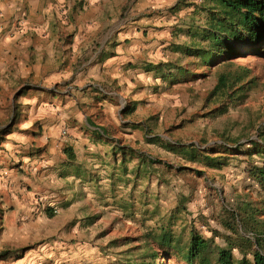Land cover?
Here are the masks:
<instances>
[{
    "label": "crops",
    "instance_id": "crops-1",
    "mask_svg": "<svg viewBox=\"0 0 264 264\" xmlns=\"http://www.w3.org/2000/svg\"><path fill=\"white\" fill-rule=\"evenodd\" d=\"M126 1L0 0V206L17 229L72 220L141 173V104L189 80L179 49L198 11L139 0L127 15Z\"/></svg>",
    "mask_w": 264,
    "mask_h": 264
},
{
    "label": "rangeland",
    "instance_id": "rangeland-1",
    "mask_svg": "<svg viewBox=\"0 0 264 264\" xmlns=\"http://www.w3.org/2000/svg\"><path fill=\"white\" fill-rule=\"evenodd\" d=\"M78 1L79 6H86L85 0ZM138 1L127 0L118 8L130 15ZM174 7L198 11L195 20L200 30L212 20L206 10L208 0H177L171 10ZM181 36L187 38L184 33ZM263 47L241 46L240 57L214 66L202 67L201 61L191 57L180 60L191 74L187 83L167 90L157 86L158 91L145 99L134 118L140 123L136 134L142 135L135 145L141 173L136 169L129 174L131 177L121 181V190L99 193V206L83 207L68 221L62 215L36 232L4 221L7 211L0 206V264H188L183 254L192 230L210 244L212 264L218 250L244 242L238 232L250 245L235 248L234 258L239 262L248 254L251 259L257 234L252 227L260 229L264 221V192L250 175L253 167L264 168V156L250 144L264 141ZM244 68L250 71L246 81H256L244 102L230 104L223 115H210L226 103L207 100L219 76L242 75ZM156 138L161 142L151 143ZM224 143L232 151L222 153L227 165L221 169L205 166L202 156L192 162L178 150L196 145L201 150L219 151ZM236 212L249 216L250 230L233 217ZM162 231L172 234L173 248L162 242Z\"/></svg>",
    "mask_w": 264,
    "mask_h": 264
},
{
    "label": "trees",
    "instance_id": "trees-1",
    "mask_svg": "<svg viewBox=\"0 0 264 264\" xmlns=\"http://www.w3.org/2000/svg\"><path fill=\"white\" fill-rule=\"evenodd\" d=\"M208 2L209 7L206 10L212 15V20L207 27L194 34L193 38L196 41L193 45L179 49L183 54L195 58L199 62L201 61L202 65L200 64V66L202 67L206 65L214 66L240 57L241 51L239 48L241 46H264V0H208ZM242 70V75L221 74L219 76L218 82L209 93L207 100H225L226 103L216 108L210 115H223L228 112L230 104H234L236 101L244 102L256 81L255 79L246 81L250 71L246 68ZM197 76L202 77V75ZM6 132L7 129L0 131V136ZM150 141L151 143H160L161 139L156 138ZM261 142L253 141L250 144L254 146L253 150L257 154L264 156V141ZM167 144L171 147L169 142ZM219 146L220 150H212L213 152L209 151V149L201 150L196 145L180 146L178 150L192 162L201 159L200 156H202L201 162H204L205 166L221 169L227 165V157L222 153L232 150L227 147L226 143L223 146ZM158 163L162 164L161 161H158ZM250 175L260 183L264 192V168L253 167L250 170ZM48 215L54 217L55 213L50 211ZM232 215L239 219L244 227L243 229L250 230L252 221L249 216H241L237 212ZM252 228L255 229L257 234H255L253 242L256 249L251 251V259H247L248 254L243 255L239 262H236L234 258L233 250L235 248L244 243L250 245V241L238 232L237 234L244 242L240 245L229 243L231 247L218 250L215 264H264V221L260 223V229ZM232 230L237 232L234 227ZM160 235L162 242H166L169 247H172V234L168 231H162ZM154 238H156L155 235ZM209 249L210 244H208V241L200 236L198 232L192 230L187 252L183 254L184 260L188 264H194L195 261L198 264H212L209 258Z\"/></svg>",
    "mask_w": 264,
    "mask_h": 264
},
{
    "label": "built area",
    "instance_id": "built-area-1",
    "mask_svg": "<svg viewBox=\"0 0 264 264\" xmlns=\"http://www.w3.org/2000/svg\"><path fill=\"white\" fill-rule=\"evenodd\" d=\"M200 2H202V0H200ZM62 135H63V136H66V135H67V131H66V130L63 131ZM54 213L57 214V213H58L57 210H55Z\"/></svg>",
    "mask_w": 264,
    "mask_h": 264
}]
</instances>
